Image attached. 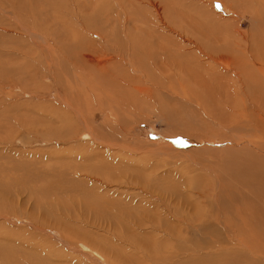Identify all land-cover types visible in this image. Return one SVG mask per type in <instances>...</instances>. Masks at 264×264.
Returning a JSON list of instances; mask_svg holds the SVG:
<instances>
[{
	"label": "rangeland",
	"instance_id": "1",
	"mask_svg": "<svg viewBox=\"0 0 264 264\" xmlns=\"http://www.w3.org/2000/svg\"><path fill=\"white\" fill-rule=\"evenodd\" d=\"M263 19L264 0H0V264H135L145 237L172 251L146 223L173 215L182 264H246L228 225L264 249V209L203 194L245 159L249 104H264V82L245 84ZM113 203L151 218L123 225Z\"/></svg>",
	"mask_w": 264,
	"mask_h": 264
},
{
	"label": "bare ground",
	"instance_id": "2",
	"mask_svg": "<svg viewBox=\"0 0 264 264\" xmlns=\"http://www.w3.org/2000/svg\"><path fill=\"white\" fill-rule=\"evenodd\" d=\"M263 20H262V22H263ZM262 24H264V23H262ZM260 29H261V26H260ZM261 31L264 33L263 30H261ZM257 41H258V37H257ZM254 42H256V41L250 42L246 46V49L248 48L247 55L249 56L248 58L250 59L249 66L253 65L251 68L255 69V71H254L255 74L252 75V76H249V80H247L246 83H245L246 85H249L254 79H258L261 82H264V34L261 37L260 43L257 44V48L256 49L253 48L252 52L249 53V51H250L249 47L250 46L256 47ZM261 42L263 43V45H261ZM245 68H250V67H245ZM125 81L123 79L119 80V83L121 82V84L123 86H120V89L117 90L116 92L120 93L119 95L121 96V99H122V96H124V98H131V102H133V99H135V96L133 95V94H135L134 91L137 92V93H140V94H142L143 91L142 90L140 91V90H138L136 88L132 89V86H130L129 84L125 83ZM129 87H130V89H132L131 91L129 90ZM250 87H251V85L246 87V91H248L249 89H253V88L256 89L257 88V86L255 84L252 85V88H250ZM263 90H264V88L259 87V89H258V97H263L264 96V91ZM261 91H263V92H261ZM242 92H244V88H243ZM249 105H251L250 108H249L250 109L249 111L254 113V116H256V118H258V119H256L257 122L249 120L250 125H248V121L245 122L244 124H245L246 128H244V126L242 128V124L240 125L241 128L244 129V134L245 133L246 134H252L251 136H248V135L245 136L246 134L244 135L245 136V138H244L245 141L242 144V151L246 152V155L244 157L243 156L242 157L245 158L246 160L243 159V160L239 161L240 159L238 158L239 160L236 159V162H231V165L230 166L227 165L226 169L222 170V172H221V176H223L225 174H229L230 176L228 178H226L225 180H223V179L222 180H220V179L217 180L216 179V182L212 183L213 187L214 186L215 187L213 189L212 188L208 189L209 192H207V193H211V194H207L206 193V191H208V190L203 192L204 195H212L211 197H213L214 200L216 198H218L219 196L223 195V194L226 195L229 198H224V199L221 198L223 200V204H222L223 208L224 207H227L228 209H234L235 208L239 213L246 214V215H249L250 211H254V213L259 214L261 212V210L264 209V206H263L264 203L261 201L262 198H264V187H262V189H261V193L262 194H259L256 198H253V196H255L256 193L252 189L254 181L264 182V134H263V130L264 129H263V127L260 128V124L264 125V104L262 102H260L259 99H258L257 101L254 102V104H249ZM71 129L73 130L74 128H71ZM221 144H222V142H221ZM260 157H262V159H260ZM248 161H250V162H252L254 164L247 165ZM76 167H75V170H76ZM78 170H76V171H78ZM72 184H73V182H72ZM70 186L72 187L74 185H70ZM200 192L197 191V194H199ZM157 193H160V192L158 191ZM157 193H154V194L157 195ZM154 194H148L149 202H150V200L153 201ZM239 194H240V196L237 197V199H235L234 196L235 195L238 196ZM157 196L160 197V203H161V204L159 203L160 205H162L164 203V201H166L168 203L166 197L165 198H161L160 195H157ZM94 199H95V197H94ZM225 199L227 200V202L225 201ZM97 201H99V199ZM217 201L218 200L216 199V202ZM90 202L92 203V201H90V200H89V203L87 202L86 209H88V206L91 207ZM229 202H230V204H227ZM100 203H102V202H100ZM149 205H152V204H149ZM233 205H235V206H233ZM59 206H61L60 203H59ZM104 206H102V204H101V207L106 209L107 207H104ZM106 206H107V203H106ZM163 206H164V204H163ZM100 209L98 210V212L101 211ZM110 209L112 210V211L110 210L111 212H115V214L118 215L117 221H119L123 225L124 224L131 225L133 223L134 224L136 223V225H138L139 223H141V224H139V226L141 227L142 225H144L142 223H146L147 220L151 218V217L146 216L145 217V218H147L146 220H141V219L140 220H136V219L133 220L132 218H130V215H129L130 213L128 211L129 209L127 210V208L119 207L118 204L114 205V203L110 206ZM89 210L90 209H88V211ZM221 210L222 209H219L218 212L221 211ZM223 211H224L225 218L228 219V223H227L226 219L223 220L224 218H221V217L215 218L214 221H216L217 224H220V225H221V222H222L223 225L226 226L227 224H229L231 222V217H230V213L229 212H227L225 210H223ZM102 215H103V213H102ZM132 215H134V214H132ZM155 217L157 219V216H155ZM155 217H152L151 220H153V218L155 220ZM170 217L171 216L167 217L168 221H167V223L164 222L165 225L161 224V221H159V222H157L155 224H152L154 221L153 222L151 221V222H149V224L148 223H146V224L147 225H151V227H152V229L150 228L151 231H154V232H157V233L163 235L162 237L159 236L158 237L159 239L157 238L158 241H160V240H163V241H176L174 246L172 244V246H173L172 247V251H170V252L163 251V250H161V248L157 247L155 243L153 245H151L150 242L148 243V241H150L151 238L149 239V238L145 237L146 239L140 240V241H146L143 244H140L141 245V248L139 247V249H141V255H139L140 257L139 258L132 257L135 260V264H182V263H180L181 259L179 257L182 254L181 251L183 252V249L181 248L180 243L178 242L180 240V235H181V233L179 231L180 230V226H179L180 224L178 225L180 220H178V218L176 216H174V215L172 216V219ZM258 220L260 221L261 224L256 222V221H252V222H255L258 225H261L262 227H264V216L259 214L258 215ZM110 221H114V219L110 218ZM170 221H173L175 223L174 224L175 227L168 224V222H170ZM131 222H133V223H131ZM242 224L246 225L245 220L243 218H242ZM131 226H133V225H131ZM160 227H162V229ZM173 227L175 229H177L178 231H175V229ZM228 227L230 229V232L229 233L227 232L228 236L232 235L234 237L233 238L231 236L232 237L231 241H234V240L243 241L240 245L244 246L245 252L247 253V256H249V259H247L248 262H245V263L246 264H260L259 263V259H257V257H261L262 260L264 259V249L254 245V244H253V246H251L249 243L246 242V236H244V239L240 238L238 236L240 233H237L238 232V228H236V229H233V227L230 228L231 227L230 225H228ZM127 232H129L131 234L130 231H127ZM128 237H130L129 234H128V236H126L124 234V238H126V240H128ZM252 237H253L252 241H258L255 236H252ZM258 238H260L259 241H264V231H263V238H261L259 236H258ZM177 239H178V241H177ZM115 240H117V239H115ZM128 241H130V240H128ZM96 242L98 243V241H96ZM87 244H90V242H87ZM87 244H84V245H87ZM91 249H92V247H91ZM228 253H230V252H228ZM228 253H226V257L227 258L228 257L231 258L232 255L228 254ZM229 255H231V256H229ZM252 255H254V256H252ZM118 257L119 256H117L116 259ZM127 261H125V259H124V260H121V262L118 261L117 263L118 264H131V263H128ZM95 262H97V261H95ZM130 262H133V260H131ZM228 264H230V263L228 262Z\"/></svg>",
	"mask_w": 264,
	"mask_h": 264
}]
</instances>
